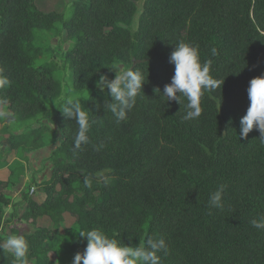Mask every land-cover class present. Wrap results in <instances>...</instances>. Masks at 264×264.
I'll use <instances>...</instances> for the list:
<instances>
[{"label":"trees","instance_id":"trees-1","mask_svg":"<svg viewBox=\"0 0 264 264\" xmlns=\"http://www.w3.org/2000/svg\"><path fill=\"white\" fill-rule=\"evenodd\" d=\"M140 1L75 0L67 16L40 10L36 0H0V109L10 110L16 125L6 132L11 147L24 157L56 134L52 125L61 132L52 178L43 184L46 200L38 204L25 195L22 218L31 228H12L11 234L27 239L28 264H59L68 234L60 229L69 212L77 217L78 233L95 228L129 246L163 237L168 248L159 253L161 264H264V229L251 224L264 216V145L256 129L247 138L238 135L249 82L264 75V0H143L135 29ZM45 32L52 38L65 33L68 48L52 42L47 48ZM181 40L199 46L201 62L211 61L218 84L203 92L201 115L191 120L183 119L181 104L161 96ZM57 51L61 60L39 63ZM117 62L139 69L146 80L119 124L97 108L111 98L96 87L101 75L114 78ZM62 67L72 72L74 90H92L80 99L96 121L91 142L76 151L75 121L62 107L48 114L47 101L64 92ZM101 141L105 146L96 151ZM98 172L103 178H96ZM85 176L92 179L90 189ZM220 186L221 207H210ZM9 204L0 190V231ZM41 216H49L53 228L37 226ZM86 244L78 235L69 251L75 256ZM0 264H12L3 250Z\"/></svg>","mask_w":264,"mask_h":264},{"label":"clouds","instance_id":"clouds-1","mask_svg":"<svg viewBox=\"0 0 264 264\" xmlns=\"http://www.w3.org/2000/svg\"><path fill=\"white\" fill-rule=\"evenodd\" d=\"M213 56L217 55L216 48L211 49ZM170 63L174 65V74L171 82L165 85L161 96L166 97L167 102L176 101L185 110L184 120L198 118L201 115V96L205 90L216 89L218 84L210 75L211 61L201 62L199 46L192 42L179 41L175 45L170 56ZM115 71V76L109 79L107 75H101L96 81L97 89L103 93L108 90L109 99H105L103 105L97 104V108L103 107L106 113H111L117 124L125 121L128 113L135 106L137 96L146 80L139 69H121ZM155 91L160 93V89ZM249 106L246 114L240 119L239 139L247 138L248 134L256 129L259 131V142L264 145V75L252 78L247 89ZM181 97L186 98L187 103H182ZM64 116L75 121L77 129L73 137V151L81 149L82 145L89 144V132L96 122L90 119L89 113L82 106L79 98L68 96L61 108ZM101 141L94 145L96 151L104 147ZM97 179L103 178V172L95 174ZM84 185L92 187V179L85 176ZM225 186H220L209 197L210 207H221ZM253 227L264 229V216L251 221ZM79 237L87 240L83 252H77L72 264H161L159 253L167 252V244L163 237L149 238L139 246L122 244L115 238L109 237L98 229L81 230ZM0 250L12 257V264H28L27 254L29 243L23 234H11L6 238H0Z\"/></svg>","mask_w":264,"mask_h":264},{"label":"crops","instance_id":"crops-1","mask_svg":"<svg viewBox=\"0 0 264 264\" xmlns=\"http://www.w3.org/2000/svg\"><path fill=\"white\" fill-rule=\"evenodd\" d=\"M0 114L5 119V122L0 123V190L10 200V204L5 206L4 215L7 223L0 231V238H6L11 235L12 228L18 229L21 233L31 228L22 218L27 205L25 195L38 204L46 200L43 184L52 178L54 154L60 145L61 132L56 125H52L56 134H50L43 147L19 157L17 150L11 147V141L6 134L7 131H11L7 130L5 125L13 121L12 113L3 108L0 109ZM46 122L48 121L44 120V123ZM18 160L21 161L20 167L15 165ZM68 221H77V217L65 212L62 224L66 226ZM37 226L53 228V222L49 216H41L38 218Z\"/></svg>","mask_w":264,"mask_h":264},{"label":"rangeland","instance_id":"rangeland-1","mask_svg":"<svg viewBox=\"0 0 264 264\" xmlns=\"http://www.w3.org/2000/svg\"><path fill=\"white\" fill-rule=\"evenodd\" d=\"M73 1H75V0H36V5L42 11H45V12H51V11L65 12V14L67 16H69L71 14V4ZM142 3H143V0H141L138 3L139 4V12L136 14L135 19H134V28L135 29L138 28V21H139ZM59 26H61V25H59ZM42 41L45 44V46H47V48H48V46H50L51 42L55 48H58V47L68 48V44H69L67 39H66L65 33L61 34L60 36L52 38V34L45 32L43 35ZM52 52H49V54H47V56H42V58L39 60V63L41 61H46L48 59L53 60L56 58L55 56L58 57L57 59L61 58V52L60 51H57L54 55ZM127 68H128L127 64L122 63V62H117L114 65V70H117V71H119L121 69L126 70ZM58 75H60L62 78L64 92L60 98H58L56 100H48L47 101V103H48V114H53V113L57 112L60 107H63L64 101L68 96H74V97H77L79 99H84V98L89 97L90 93L92 92L91 89H85L83 91L74 90V88L72 86V72L70 71V69H68V68L66 69V67L65 68L62 67L60 70V73H58ZM3 122H5V119L0 114V123H3ZM7 130H11V131L15 130L16 131L15 123H12V122L8 123ZM60 230L62 233H64L65 230H67L68 234L66 233L67 235H65L64 244L59 246V251L61 253L63 252V255L60 257L59 260H57V262L59 264H72V260L74 258V255H73V253H71V251H69V247L78 238V226L76 224V221H72V222L68 221L66 226L62 224ZM4 232H6V231H4ZM47 245H49L48 242H47ZM53 258L56 259L55 255H53Z\"/></svg>","mask_w":264,"mask_h":264},{"label":"built area","instance_id":"built-area-1","mask_svg":"<svg viewBox=\"0 0 264 264\" xmlns=\"http://www.w3.org/2000/svg\"><path fill=\"white\" fill-rule=\"evenodd\" d=\"M0 147H1V143H0ZM35 189L33 188L32 191H34Z\"/></svg>","mask_w":264,"mask_h":264}]
</instances>
